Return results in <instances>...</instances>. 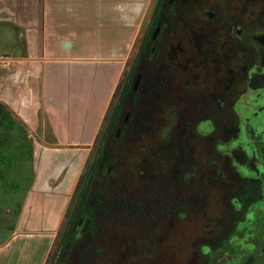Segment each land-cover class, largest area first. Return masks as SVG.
<instances>
[{"label": "rangeland", "instance_id": "374dc122", "mask_svg": "<svg viewBox=\"0 0 264 264\" xmlns=\"http://www.w3.org/2000/svg\"><path fill=\"white\" fill-rule=\"evenodd\" d=\"M7 108L0 105V245L16 230L35 180V150L45 144L42 128L47 135L38 110ZM101 146L106 172L98 169L92 180L93 221L73 228L77 237L62 264H218L225 257L227 244L211 249L231 231L234 180L201 162L199 141L186 137L180 117L172 122L148 101L135 106L128 95ZM255 210L264 211V201ZM241 227L232 242L242 251L252 243L259 261L264 253Z\"/></svg>", "mask_w": 264, "mask_h": 264}, {"label": "crops", "instance_id": "0c3cea01", "mask_svg": "<svg viewBox=\"0 0 264 264\" xmlns=\"http://www.w3.org/2000/svg\"><path fill=\"white\" fill-rule=\"evenodd\" d=\"M148 3L0 0V101L38 110L47 127L0 264L45 263Z\"/></svg>", "mask_w": 264, "mask_h": 264}, {"label": "flooded vegetation", "instance_id": "af4514ba", "mask_svg": "<svg viewBox=\"0 0 264 264\" xmlns=\"http://www.w3.org/2000/svg\"><path fill=\"white\" fill-rule=\"evenodd\" d=\"M126 67L125 97L135 106L148 101L172 122L180 117L186 137L199 141L201 162L234 180L231 231L211 249L229 246L218 263L257 264L252 243L242 260L227 251L238 247L232 242L238 226L255 238L254 223L264 219V211L255 210L264 201V0H159ZM255 240L264 253V235Z\"/></svg>", "mask_w": 264, "mask_h": 264}, {"label": "trees", "instance_id": "16d2710c", "mask_svg": "<svg viewBox=\"0 0 264 264\" xmlns=\"http://www.w3.org/2000/svg\"><path fill=\"white\" fill-rule=\"evenodd\" d=\"M130 82L131 77L128 81L125 82L122 88L123 91L121 98L119 99L118 105L113 110L109 111L103 120L99 135L97 136L93 144V149L89 154L85 162L84 168L76 181L72 195L64 212L62 222L56 233L52 247L58 243V253L55 256V253H52V251L50 250L44 264H62L64 260L63 254L65 250L70 248L74 244L75 239L77 237L73 228L77 227L79 224L85 223L86 218L90 219V224L93 221L94 211L90 206L92 180L98 169H100L102 174L106 172V166L101 163V145L109 134H113L115 128L117 127V122L120 116L121 103L126 93L129 91ZM0 105L4 109H8L7 106L1 104V102ZM263 222L264 219L260 217L254 223L255 238L259 237L260 234L264 235ZM227 252L230 255H234L235 260H242L244 258V252L240 248H236V246L232 247ZM53 256H55L54 260ZM262 257L264 258V256H261L259 258V261L255 260V262L259 264Z\"/></svg>", "mask_w": 264, "mask_h": 264}, {"label": "water", "instance_id": "95a60500", "mask_svg": "<svg viewBox=\"0 0 264 264\" xmlns=\"http://www.w3.org/2000/svg\"><path fill=\"white\" fill-rule=\"evenodd\" d=\"M159 0H149V3L147 5V8L145 10V13L143 15V18H142V21L139 25V28L137 30V33L135 35V38H134V41H133V44H132V47L130 49V52H129V55L126 59V65L128 63H130L134 57H135V51L137 49V47L140 45L142 39H143V36H144V33L149 25V22L153 16V13L155 11V8L157 6V3H158ZM128 69L127 67L124 69L123 73L121 74V77L117 83V86L115 88V91H114V96L113 98L116 96V94L120 91L121 87L123 86V84L125 83L126 81V78H127V75H128ZM112 103V101H111ZM112 108V105L110 104L109 105V108L107 110V113L108 111ZM106 113V114H107Z\"/></svg>", "mask_w": 264, "mask_h": 264}]
</instances>
